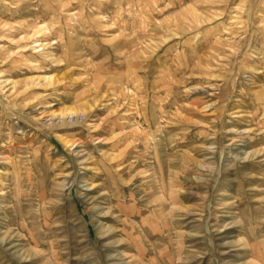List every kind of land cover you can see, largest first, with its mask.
<instances>
[{
    "label": "rangeland",
    "instance_id": "1",
    "mask_svg": "<svg viewBox=\"0 0 264 264\" xmlns=\"http://www.w3.org/2000/svg\"><path fill=\"white\" fill-rule=\"evenodd\" d=\"M0 264H264V0H0Z\"/></svg>",
    "mask_w": 264,
    "mask_h": 264
},
{
    "label": "bare ground",
    "instance_id": "2",
    "mask_svg": "<svg viewBox=\"0 0 264 264\" xmlns=\"http://www.w3.org/2000/svg\"><path fill=\"white\" fill-rule=\"evenodd\" d=\"M41 28L42 27L38 28L39 30H37V33L41 31ZM60 118H61V120L65 119L69 123H73V122H77L81 117H79L78 115H76L74 112H71V113H68L66 115H62Z\"/></svg>",
    "mask_w": 264,
    "mask_h": 264
}]
</instances>
